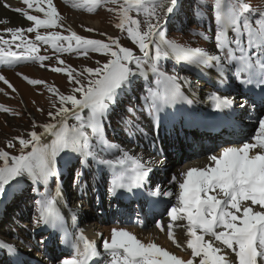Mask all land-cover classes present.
Wrapping results in <instances>:
<instances>
[{
  "label": "snow or ice",
  "instance_id": "6c2138e0",
  "mask_svg": "<svg viewBox=\"0 0 264 264\" xmlns=\"http://www.w3.org/2000/svg\"><path fill=\"white\" fill-rule=\"evenodd\" d=\"M65 2L88 12L109 4L117 5L106 10L117 15L115 27L126 33L133 46H124L119 37L106 33L103 35L107 41L77 34L61 22L53 0H22L26 8L12 9L33 24L0 31V65L14 67L38 62L52 72L65 73L72 87L65 94L55 85H47L45 80L17 73L31 85H45L58 97V106L53 102L54 110L47 113L50 121L38 125L43 131H35L37 125L33 121V130L27 133V138L13 137L0 148V198L15 191L22 182L36 186L32 187L33 191L43 185L45 191L35 201L34 222L37 226L61 230L69 246L62 258H53L56 264H194V261L197 264H264V116L256 117L253 133L245 134L238 146H224L218 154L209 155V163L204 167L180 171L179 179L173 173L167 187L153 182L154 190L149 189L150 196L166 197L169 203L175 199L176 203L166 209L169 222L165 225L156 220L155 224L161 232L166 231L176 247L191 251L189 259L154 241L144 242L123 227H113L110 238L98 233L99 244L88 239L82 231L69 233L60 212L62 192L58 168L60 158H65L66 162L75 161V179L79 180L93 166L106 167L111 176L107 191L117 198L135 193L151 179L154 170L150 162L145 163L142 157L111 143L106 135V122L113 116H120L122 121L125 115L135 117L138 113L143 116L147 110L150 125L158 128L162 119L179 113L184 104H192L183 90L182 78L175 73L169 74L162 67V60L172 59L177 64L187 63L201 70L214 68L221 78L232 71L240 85L260 88V103L264 104V8L253 7L246 0L202 3L201 7L210 10L214 30L211 36L204 31L196 34L213 41V53L168 37L167 22L176 11L178 0ZM5 7L11 8L7 4ZM29 10L42 13L43 18L30 14ZM7 23V19L0 20V24ZM56 27L69 34L38 31ZM85 31L95 29L85 28ZM33 32L35 39L27 38L26 34ZM6 34H10L11 39H6ZM45 45L51 46L52 56L40 54V48ZM63 53L85 58L90 53H99L105 59L96 61V67L77 70L61 59ZM53 58L60 66L44 63ZM150 74L154 79H150ZM242 75L244 78L240 79ZM140 78H144L143 81ZM0 81L16 91L2 74ZM186 82L191 85L190 81ZM137 90L146 92L137 97L143 101L138 109L135 105L127 106V94ZM208 99L217 110L231 109L235 103L217 92H212ZM247 104L248 101L243 100L240 108L243 110ZM0 110L18 114L5 105H0ZM239 119L242 121L243 117ZM125 122L131 123V120ZM17 142L18 154L6 150L15 147ZM53 178L56 180L55 193L49 189ZM69 211L75 217V210ZM178 221L186 223L177 224ZM174 226L186 229L184 245L177 240ZM0 248L16 251L15 246L6 241H0ZM232 256L235 259H231Z\"/></svg>",
  "mask_w": 264,
  "mask_h": 264
},
{
  "label": "bare ground",
  "instance_id": "6f19581e",
  "mask_svg": "<svg viewBox=\"0 0 264 264\" xmlns=\"http://www.w3.org/2000/svg\"><path fill=\"white\" fill-rule=\"evenodd\" d=\"M62 1L67 6H69V8L75 10V11H72L73 12L72 16H80L83 18L84 16H86L85 13L86 14L89 13L86 9L73 8L71 6V4L66 3L65 0H62ZM6 2L4 0H0V6L6 5ZM20 2L22 3V1H20ZM53 3H56L59 6V8H61V5L63 7V4L58 0H53ZM44 7H47V5H44ZM20 8H26V6L22 3ZM102 8L103 7H101V9ZM9 9H11V8H9ZM101 9L99 12H101ZM30 13H37V12H35L34 10H30ZM37 14L40 15L41 18H43L42 13H37ZM65 15H68V13L66 12ZM12 16L14 17L12 19V22L14 20H15V22H13V24H12L11 20L7 18L8 21L10 20L9 23L0 24V31H2L5 28H8V27H23L22 24H20L19 22L16 21L17 16H15V14ZM91 16H92V14H91ZM10 17H11V15L9 16V18ZM87 17L90 18L89 16H87ZM0 20H4V18L2 19V17H1ZM28 24H30V26H32L31 23H28ZM87 25H91L94 28H99L100 22L98 20H95L92 22L88 21ZM30 26H28V27H30ZM57 29H58V27L49 28V29L41 28L38 31L41 34H45L46 32H49V31H57ZM7 35L9 36L10 34H6V37H5L6 39H7ZM35 35H36V33L34 32L31 36H29V38L31 37L30 39L34 40ZM103 40L107 41L104 37H103ZM45 48H47V52H45ZM41 49H42V52L40 54H42V55L47 54L50 56L53 55V50L51 49L50 45L42 46ZM96 54L97 53H95V54L91 53V54H89L88 57L90 59L92 58V60L98 61V59H99L98 57L100 55L97 57ZM76 57H78V56H75V58ZM81 57L82 56H79V59H81ZM68 58H70V59H68ZM61 59L64 61L66 60V64L73 66V68H75L77 70H80V68L78 67V64L75 63V62H78V61H76L77 59H71V55H69V53L61 54ZM71 60L73 61L74 65H72L71 62H69ZM44 63L50 64L53 66H60L57 64L55 58H53L49 61H45ZM0 66H5V65H0ZM7 67L8 66H5L4 68L7 69ZM8 68H11V67H8ZM43 68L45 69V67H43ZM28 69H29V71H28L27 76L34 78V79L45 80L47 82V85H49V86L55 85L56 88H58L60 92H63L65 90L66 85L64 87L63 85L60 84L62 82L61 79H63L64 78L63 76L66 75L65 73H55V72H52L51 70H49L48 68L45 71H40L39 68H35V67L33 69L27 68V70ZM20 70H21V68L9 69L5 72L11 73V74H13V73L15 74V72H16L15 76H9L10 77L9 81L13 86H15L16 83H19V85L22 84L26 88V92H24V93L19 92V95H21V97L25 100L28 107H30V106L33 107V105H31L32 104L31 101L29 100V99H32V97H28L29 93H30L29 88L25 84V83H27V84H29V83L26 82L25 80L21 79L25 83L22 82L20 80L21 77L17 75V73H19ZM200 70H201V68H200ZM201 71H202L203 75L208 77L209 83L205 84L204 82H202L200 84V87L198 86L197 90H194L191 86H189L188 83L183 82L182 83L183 90L185 91V94L188 95L189 99H191L193 101L192 104H184L182 107V110L179 113H176L174 116H169L167 119H162L160 126L158 127V133L154 132L151 134V136H155V137L159 136L157 139H158V141L162 140V143H161L162 145H159L160 143H156L155 145H151V146H147L146 144L145 145L139 144L138 147L137 146L133 147L132 145H127V146L125 145V146L121 147V148L129 151V153L131 155L142 157L143 162H145V163L150 162V166L154 170L150 174L151 179L148 180L146 182V184L137 191V194H136V196L138 198V200H137L138 206L141 208V210L138 209V206H137V208H135V210H134V208H132L133 204L131 202L130 203L128 202L129 201L128 197H130L129 193L127 195L120 196L119 198L114 197L111 194H109L108 201L104 202V191H103V187H101V186L99 187L100 195H97V198L99 196V199H98L99 203L93 205V210H97V211H98V208H101L100 203H104V205L106 204V205L111 206V207H109L110 213H112L113 217H114L113 213H115L116 218L119 217V219H120V221H118V222H122V223H125V222H128V221L134 219L132 217L135 215L139 220L141 219V222H139L137 225H133V227H128V225L122 224V225H117V226L114 225V227H116V228L126 227L125 229L131 231L133 234H135L137 236V238L141 239L142 241H144V242H148L150 240L154 241L155 243H157L161 247H164L166 250H168L174 254L177 253V255H179V256H183L184 259L191 258V251L186 249V247L177 249V248H175V245L172 243L171 240L163 241V242L155 240L157 235H162V233L165 234L164 236L167 237L166 231L161 232L159 229H157L156 224H155L156 220H160L159 217L164 212V210H165L164 207L167 205H164L161 208H159L158 205H155V204L160 203V200L161 201L164 200V204H165V202L169 203V199L166 197H162V196H150L148 194V192H149V189H151L152 186H154L153 182L159 184L161 187H167L168 186L167 182L171 178L170 176L173 173L179 174L180 171L178 172V170H181L179 168L177 171H175V172L173 171V173L170 174L171 167H169V165H170V163L173 162V160L177 161L178 159L184 160L186 158H189V160L187 162H185V163H189V164L187 165V167H184V169H183V171H186L190 167H197V166L204 167L206 165V163H209L208 157L211 153L201 156L199 154H202V153H199V151H197V150L193 151L189 155H187L181 151L182 152V154H180L181 158H177L176 157L177 153L180 150L177 147H175V145H174L175 152L173 151V146H171V144L174 141H170L169 138H166L167 132H171L169 129H170V127L174 128L175 124H176V126L178 124H185V123H183L184 119H191V122L189 123L188 128L190 130H192L193 128H196V129H194L195 130L194 132L193 131L190 132L191 136L193 137V140H195L199 144V147L201 148V150H207V148L205 149V145H204L205 140L206 141L213 140V141H216L218 143L220 142L221 145L218 148L217 152L212 153V154H218L219 151L221 150V148L224 146H229L231 144H235L238 146L240 143H242L243 142L242 137L245 135V132H246L243 128L246 126L247 123H249V121H256V117L259 116L258 113L256 112V108H258V109L264 108V104H261L260 102L257 103V98L252 93H250L246 96L240 97V98L237 95L238 93H236V94L234 93L233 90L237 86V84L235 82H238V84H240V83H239V80L233 78V75L226 73V74H224L223 78H221L220 74L217 73L216 69H214V68H204ZM1 73H4V71L0 70V74ZM23 74L26 75V73L24 71H23ZM33 74H35V75L38 74V75L34 76ZM183 75L184 74L181 75L182 79L184 78ZM52 78L59 79V81H57L56 83L55 82L51 83ZM243 78H244V76L242 75L240 77V79H243ZM150 79H154V77L153 78L150 77ZM29 85H30L29 86L30 88L32 87L34 89L35 87H37V89H35V90L39 89V91H40L39 99H37V100L32 99L34 102L37 101V103L38 102L40 103L38 108L39 109L44 108L43 110H49L50 109L52 111V94H50L51 92H47V91H49L48 88L45 85H31V84H29ZM243 86H245L246 88H251V89L259 88V87H256L255 85H243ZM68 87H72V86H68ZM203 87H205L207 89H203ZM8 90H10V88H8V86L2 82L0 84V94H2L1 97H3V94H5V93H10ZM66 91H68V88ZM212 92H217L220 95L228 96L230 99H233L235 101V103L233 104L232 108L231 109H222V110L215 109L213 107L212 101H210L208 99V96ZM244 94H246V93L244 92ZM1 99H0V105H5L6 107L12 109L15 113H18V114H12L9 112H5L3 110H0V114L6 113L9 116H14V117H16V116L18 117V115H21V112L18 111L19 107L16 105V103L12 105V103L16 100V98L11 97L9 101H2ZM56 99H58V97ZM243 100H247L248 104L242 110L240 108V104ZM199 103H202V105L198 109L197 105ZM33 109H34V111H36L37 107L36 108L33 107ZM192 110H193V113H188V111L191 112ZM38 112L40 113V111H38ZM216 112H219V114L222 117H224L225 120H227V122L225 123L226 125L224 124L225 127L220 129L219 131L214 130L215 133H213V132L204 133L203 131H201L203 128L205 130H209L208 125H210L211 122L213 123L215 120L219 119V117L215 116ZM36 114L38 115L37 111H36ZM39 116H40V114H39ZM240 117H243L242 121L239 119ZM2 121L6 125L8 123H11L9 119L2 118ZM18 124L19 125H17L15 122L13 124V127H10L7 125V127L9 129H0V139H1V131H3V130H8L7 134L11 138L18 136V135H21L22 134L21 125L19 122H18ZM25 127L27 129H29V128L33 127V125H29L28 122H25ZM11 128H14V129L11 131L10 130ZM109 128L111 129L110 131L114 130L112 128V124L106 128V131ZM35 131L38 132L37 128H35ZM110 131H108V134H110ZM217 133H219V134H217ZM163 136H164V138H163ZM164 143H165V147L163 146ZM3 147H5V144L1 143V140H0V148H3ZM155 151H158L159 154L161 152L166 154L165 157H167L168 160H166V162H165V160L163 158H160L159 156L154 154ZM200 152H202V151H200ZM16 154H18V153H16ZM185 155H187V156H185ZM176 161L173 163L174 165H177ZM167 166L169 169H166ZM170 166H172V165H170ZM65 180H67V178ZM88 183H89L88 180H85L84 182L82 181V184L79 186V188H84L83 184L88 185ZM92 183H93L92 185L100 184L101 179L94 177V180L92 181ZM79 188H77L75 190V192H77V194L79 193V191H78ZM174 191H176V189H174ZM53 193H55V192H53ZM77 194L72 196L70 193H68V195H63V197L68 196L69 199H70V197H73V199L75 200L78 196ZM82 195L86 198L87 201H92V200L94 201V196H96V194L93 191L91 192V190H86V189L82 193ZM61 198H62V195L60 197V209L62 210L61 215L63 216V218L66 222L67 231L69 233H73L74 231L76 233H78L79 231H82L83 234L88 239L96 240L97 243L99 244L100 243V237H99L98 233H101V232H99L98 230L103 228V229H106V231L104 232L106 237L110 238L111 229L113 226L112 227H102L101 219L96 220V221L95 220L91 221V218H92L91 216H86V215L80 214L79 213V210H80L79 205L76 204V201L74 204H72L73 201L68 200V198L63 199L64 201H61ZM1 200L2 199H0V203H1ZM146 200H149L148 204H147ZM172 200L175 204L176 203L175 199H172ZM172 200H171V202H172ZM70 202H71V204H70ZM85 203H86V207L89 208L91 203L90 202H85ZM85 203L82 202V204H85ZM115 206H116V208H115ZM88 208L86 210H88ZM70 209L75 210L76 215H78L79 217H80V215H82L83 219H81L79 222H77L79 217L77 218L76 215H75V217H73L71 215V212L69 211ZM5 212H6L5 205L0 204V241H6L7 243L14 245L16 251L9 252L6 249L0 248V258H2V256H3L2 254H5L7 256V257H5V255H4L5 260H2V262L0 264H42L38 260L41 259V261H42L44 259V254L47 256H50V257L58 256V255L62 256L63 254H67V252L69 251V246H68L67 242L65 241L64 233L61 230L54 229L50 226H47V227L37 226L34 222L35 218L33 219V224H34L33 227H29V229H28V227H26V224L23 226L19 225L21 222H24V220L21 217L20 218H14L13 221L9 222L10 221L9 215L7 217ZM2 216L4 219H1ZM24 216H26V215H24ZM113 217L111 219H114ZM166 220H163L162 222H165ZM168 221H169V219L167 220V223H168ZM6 222H9L10 225L5 227ZM13 222L16 223L17 225H15V224L13 225ZM176 223L177 224H183V223H186V221H178ZM107 228H109V229H107ZM174 228H177V230H178L177 234L174 233L177 240L182 245H184L186 243V239H187L186 229L180 228V227H175V226H174ZM150 229L152 230L150 233L155 234V236L151 235V234L145 235L144 230L148 231ZM147 231H145V232H147ZM154 231H156V233H153ZM32 233H33V235H32ZM8 235L13 236L15 239H8ZM180 237H183L182 240H180ZM207 238L208 237H206V239ZM36 240L38 243H41V241H43V243H41V253H38L34 257L30 253L36 252L35 250L38 247ZM217 244H218V242H217ZM182 252H184V253H182ZM32 257L36 259L35 262L30 260V258H32ZM230 258L235 259L234 256H232ZM49 264H56V263L50 262ZM194 264H197V261H194Z\"/></svg>",
  "mask_w": 264,
  "mask_h": 264
},
{
  "label": "rangeland",
  "instance_id": "374dc122",
  "mask_svg": "<svg viewBox=\"0 0 264 264\" xmlns=\"http://www.w3.org/2000/svg\"><path fill=\"white\" fill-rule=\"evenodd\" d=\"M6 2L7 5L11 6V9H9V7H5V5L0 6V18L2 17V19H10L11 23L13 24V22H15V20L12 22V19L14 18L12 15L15 14V16H17L16 21L19 22L20 24L23 25L24 28L30 26L31 23L33 24V22H29L27 21L25 18H23L21 13H17L15 12L14 8H20L22 3L20 1L22 0H4ZM63 4V7L61 5V8H59V6L56 3H53L55 7H57L58 12L60 17L62 18V23L65 26L70 27L72 30H74L77 34L88 37V38H93V39H101L103 40V37L107 40V37L105 35H103V33H106L108 36H113V37H119L120 38V43L124 46H129L132 47L133 45L130 43L129 39L126 36L125 32H122L120 29L115 27V24L118 22V17L115 13L106 10L107 8H111V7H117V5H112L109 4L105 7H103L101 9V7H99L98 9H96L93 12H89L88 14L85 13L86 16H84L83 18L80 16H72L73 12L75 11L71 8H69V6H67L62 0H58ZM208 0H178L177 2V6H176V11L171 15V17L168 19L167 22V28L166 31L168 33V37L174 38L177 42L180 43H186V44H190L193 47H204L207 50L211 51L214 53V46H213V41L211 40H204L203 38H201L200 36H198L196 33H199L201 31H204L207 35L211 36L213 34V30H214V24L211 21V17H210V10L207 7H201V4H207ZM246 2L250 3L253 7H261L264 8V0H246ZM17 6V7H16ZM2 8V9H1ZM9 9V10H8ZM101 9V12H99ZM12 10V11H11ZM30 12V10H29ZM66 12L68 13V15H65ZM7 14V15H6ZM33 15H38L37 13H30ZM92 14V16H91ZM135 13H132V15H134ZM2 15V16H1ZM11 15V17L9 18V16ZM67 16V17H66ZM87 16H89L90 18H88ZM6 17V18H5ZM7 19V20H8ZM9 20V21H10ZM98 20L100 22V27L99 28H94L91 25H87V22H92ZM16 22V23H17ZM21 25V26H22ZM90 26V27H89ZM85 28H93L95 29V31L93 32H87L85 31ZM57 31L61 32L63 35H68L69 32L58 27ZM34 33V32H33ZM33 33H28L27 38H29V36H31ZM11 39V36L7 35V39ZM31 38V37H30ZM128 41H127V40ZM14 48V45H13ZM42 52V49L40 48V53ZM91 54V53H90ZM95 54V53H92ZM69 55H71V59H77L75 62L78 64V67L80 68V70H82L85 66L88 67H96V60H92V58L90 59L85 58V57H81V59H79V56L75 58V56H77L74 53H69ZM97 57L99 58L98 61L103 62L105 57L102 54L97 53L96 54ZM70 59V58H68ZM92 61V62H91ZM68 62V61H67ZM71 62L72 65H74L73 61H69ZM66 63V60H65ZM162 67L167 70L169 72V74H173L175 73L176 75H178L181 78V75L184 74V78L181 79V83H187L186 81H190L191 82V87L194 90H197L198 86L200 87V84L202 82H204L205 84L209 83V79L207 76L202 74V71L200 70V68L193 66V65H189L187 63H180L177 64L175 63L174 60L172 59H167V60H162L161 61ZM81 67H80V66ZM5 66H0V70L4 71V73H1L2 75H4L6 78H8V80L10 79L9 76H15V74H11V73H7L5 71L9 70V69H17V68H21V70L19 71V73H23V71L26 73V75L28 74L29 69L27 70V68H39L40 71H45L47 70V68H43L39 65V63H21L18 64L14 67L11 68H3ZM73 67V66H72ZM3 69V70H2ZM23 70V71H22ZM36 70V69H35ZM31 71V70H30ZM234 71V70H233ZM30 73V72H29ZM34 73V72H33ZM186 74V75H185ZM202 74V75H201ZM228 74L233 75V72H228ZM34 76H37L35 74H33ZM186 76V77H185ZM33 77V76H32ZM64 78L61 79L62 82L60 83L61 85H63L65 87V90L63 91V93L67 94L71 87L68 86H72L71 84L68 83L67 81V76L64 75ZM150 77L151 74H150ZM153 78V77H152ZM22 78H20L21 80ZM141 81H143L144 78H140ZM22 81V80H21ZM57 81H59V79H55L52 78V82L51 83H56ZM3 82V81H2ZM0 81V84L2 83ZM24 82V81H22ZM49 82V83H50ZM25 83V82H24ZM211 83V82H210ZM237 84V86L234 88V93H238V97H243L244 94V90H245V86H242L240 84H238V82H235ZM28 88H29V96L28 97H32V99H39L40 96V91L35 90L37 89V87H35L34 89L31 87H29L30 85L25 83ZM6 85V84H5ZM214 86V85H213ZM16 91L13 92L12 89L8 90L10 93H5L0 94V99L2 101H9L11 97L16 98V100L12 103L15 104L19 107L18 111L21 112V115H18V117H14V116H9L6 113H1L0 114V129H9L7 127H13V124L16 122L17 125L18 122L21 125V129H22V134L18 135L20 137L23 138H27V133L31 130H33V127L27 129L25 127V122H28L29 125H33V121L36 123L37 130L38 132L43 131V129H41L40 127H38V125L43 124V123H47L50 121V118L48 117L47 113L49 110H43L40 111V113L38 112V107L40 105V103L38 104L37 101H33L32 99H29L31 101V105H33V107H37L36 111L38 113V115L36 114V111H34L33 107H28L27 103L25 102V100L21 97V95H19L20 93H24L26 92V88L19 83H16V85L14 86ZM215 87V86H214ZM68 88V91H66ZM203 89H207L205 87H203ZM49 92V91H47ZM13 93V94H12ZM52 94V105L53 102L57 103L58 106V99H56L57 97ZM144 94H146V92H142L140 90H137L136 92H129L127 94L128 96V103L127 106H131V105H135L137 107V109L139 108V106L143 103L142 99L141 100H137L138 96H143ZM37 103V104H36ZM203 103V102H202ZM202 103H199L197 105L198 109L200 108V106L202 105ZM258 103V102H257ZM256 104V103H255ZM44 109V108H43ZM53 107H52V111H53ZM256 112L258 113L259 116H264V108H256ZM188 113H193V110L190 112L188 111ZM40 114V116H39ZM37 115V116H36ZM2 118L4 119H9L11 123H8L7 125L2 121ZM131 120V123H126L125 121ZM151 120V117L148 115L147 110H144V114L143 116H139L138 113L135 115V117L132 116H128L125 115L124 120L122 121L120 116H113L110 121L106 122V128L112 124V128L114 129L113 131H110L111 129L109 128L106 131V135L108 140L111 143L114 144H118L120 147L123 146H127V145H132L133 147L135 146H139V144L141 145H147V146H151V145H155L156 143H160L159 145H162V140L158 141V137L156 136H151L152 133H158V128H154L151 127L149 121ZM191 122V119H184L183 123L185 124H178L175 127H170V131L171 132H167V136L166 138H169L170 141H174L171 146H173V151L175 152V147H177L180 151H178L177 153V158H181L182 152L189 155L191 154L193 151L197 150L199 151V154L201 156L205 155V154H209V153H215L217 152L218 148L220 147V142H216L213 140L210 141H204V145H205V149L207 148V150H201V148L199 147V144L193 140V137L191 136L190 132H194L196 128H193L192 130H190L189 127V123ZM225 123L227 122V120L224 121ZM225 123H218L215 128L216 129H222L223 127H225ZM255 123L256 121H249V123L246 124V126L243 128L246 132L245 134L247 135H251L253 133V129L255 127ZM114 124V125H113ZM225 124V125H224ZM215 124H213L214 126ZM234 128V127H233ZM242 128V127H241ZM14 128H11L10 130L12 131ZM184 129V130H183ZM35 130V129H34ZM8 130H3L1 131V143L6 145V141L9 139H12L11 137L8 136L7 134ZM108 131H110V134H108ZM186 131V132H185ZM201 131H203L204 133H209V132H213L211 129L209 130H205L202 129ZM220 133V132H219ZM217 133V134H219ZM26 135V136H25ZM25 136V137H24ZM16 137V136H15ZM164 138V136H163ZM123 144V145H122ZM165 147V143L163 145ZM18 149H19V144L18 142L16 143V146L10 149H6L8 150L11 154H16L18 153ZM211 150V151H210ZM182 151V152H181ZM202 151V152H200ZM155 155L159 156L160 158H163L166 162V160H168L167 157H165L166 154H159L158 151L154 152ZM185 155V156H187ZM189 160V158H186L184 160H173L172 163H170L171 169H170V174L173 173V171H177L178 168L181 170L179 171H183L184 167H187V165L189 163H185ZM196 160V159H195ZM177 162V165H174V162ZM73 163H75V161L72 162H66L65 158H60L58 161V168L61 172V176H60V184H61V192H62V198L61 201H64L63 199L68 198V200L73 201L72 204L75 203L79 205V213L86 215V216H91V221L92 220H99L101 219V223H102V227H114L117 225H128V227H133V225H137L139 222H141V219L139 220L135 215L132 217L134 219L122 223V222H118L120 221L119 217L116 218L115 213H113L114 217L112 216V213H110L109 210V205H104V203H100V207L97 210H93V205L94 204H98V199L99 196L97 198V195H100V190L99 187H103V191H104V202L108 201V196H109V192L107 191L108 189V182L111 179L110 173L108 172L107 168L104 166H100V167H96L93 166L91 171H85V175L83 178L77 180L75 179V169H73ZM195 163V162H194ZM208 163H206L207 165ZM197 167H202V166H197ZM76 168H79V165L76 164ZM166 169H169L168 166ZM94 177H97L99 179H101V183L100 184H95L92 185V181L94 180ZM171 177V176H170ZM178 179L179 174H177ZM67 178V180H65ZM85 180H88L89 183L88 185H84V188H79V186L82 184V181L84 182ZM30 183L31 182H22L20 184V186L15 189V191L10 192L7 196L0 198L1 200V205H5L6 208V212L5 214L9 215V219L11 221H13L14 218H22L24 220V222H21L19 225L23 226L26 224V227H33V219L36 217V204L35 201L39 200L41 198V194L44 193L45 188L43 187V185L38 186V191H33L32 187H36V186H31L30 187ZM56 188V180L55 178H53L50 182H49V189L51 190V192H55ZM79 188V193L77 194V192H75V190ZM86 190H91V192L93 191L96 196H94V201H87L86 198L82 195V193ZM154 190V186H152V188ZM68 193H70L72 196L74 195H78L77 198L74 200L73 197H69L68 196H64L63 195H68ZM136 194L134 197L129 198L128 197V202L133 204L134 210L135 208H137L138 203L137 200L135 199ZM85 202H90L91 205L90 207H86V203L82 204ZM147 204L149 203V200H146ZM161 204L159 205V208H161L164 205H167L164 207V212L160 215L159 219L161 221L163 220H168L169 218L167 217V211L166 209H168L171 204H174L173 200L170 203L165 202L164 204V200L160 201ZM71 204V202H70ZM116 205V204H115ZM154 206V205H153ZM88 208V210H86ZM116 208V206H115ZM138 209L141 210V208L138 206ZM60 212L62 213V210L60 209ZM26 215V216H24ZM121 216V215H120ZM76 217L78 218L79 216L76 215ZM114 219H111V218ZM1 219H4L3 216L1 217ZM82 218V215H80L79 219L77 220V222H79ZM167 220L165 222H163L165 225L167 223ZM16 221V220H15ZM18 221V220H17ZM139 221V222H138ZM6 222L5 227L9 226L10 223ZM169 222V221H168ZM17 225L16 223L13 222V225ZM28 225V226H27ZM112 227V228H113ZM126 228V227H123ZM109 229V228H107ZM99 232H102L104 234V232L106 231V229H99ZM147 230H144L145 235H150L151 233V229L148 230L147 232H145ZM153 233H156V231H154ZM174 233L177 234L178 230L177 228H174ZM33 235V233H32ZM154 235L155 234H151ZM165 234L162 233V235H157L156 237V241H169V238L164 236ZM104 236L106 237V235L104 234ZM183 237H180V240H182ZM8 239H15L13 236L8 235ZM208 239V238H207ZM58 241V240H57ZM36 243L38 244V247L36 248V252L35 253H30L32 256H36L38 253H41V243H38L36 240ZM175 248L179 249L178 247L175 246ZM184 253V252H182ZM2 258H0V263L2 262V260L4 259V255L2 254ZM177 255V253H176ZM179 256V255H178ZM5 257H7L5 255ZM54 257H61L62 256H47L44 254V259L41 261V259H39L38 261H40L42 264H49L50 262H54L56 263V260H54ZM183 258V256H181ZM30 260L32 261H36L35 258H30Z\"/></svg>",
  "mask_w": 264,
  "mask_h": 264
}]
</instances>
